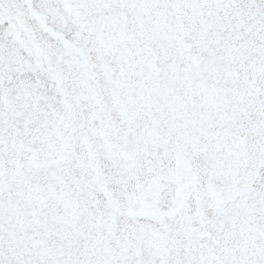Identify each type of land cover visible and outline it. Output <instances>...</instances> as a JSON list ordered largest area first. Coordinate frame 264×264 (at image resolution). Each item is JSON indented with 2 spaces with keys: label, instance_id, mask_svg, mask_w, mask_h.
<instances>
[{
  "label": "snow or ice",
  "instance_id": "snow-or-ice-1",
  "mask_svg": "<svg viewBox=\"0 0 264 264\" xmlns=\"http://www.w3.org/2000/svg\"><path fill=\"white\" fill-rule=\"evenodd\" d=\"M0 264H264V0H0Z\"/></svg>",
  "mask_w": 264,
  "mask_h": 264
}]
</instances>
